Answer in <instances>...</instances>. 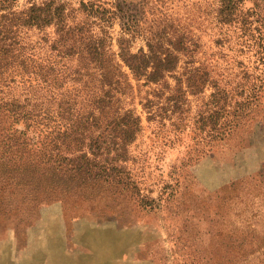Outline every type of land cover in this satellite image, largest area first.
Masks as SVG:
<instances>
[{
  "label": "rangeland",
  "instance_id": "1",
  "mask_svg": "<svg viewBox=\"0 0 264 264\" xmlns=\"http://www.w3.org/2000/svg\"><path fill=\"white\" fill-rule=\"evenodd\" d=\"M216 5L156 3L155 16L177 18L199 46L162 88L134 95L142 128L117 167L139 194L35 157L0 160V264H264V0L238 1L226 23Z\"/></svg>",
  "mask_w": 264,
  "mask_h": 264
},
{
  "label": "trees",
  "instance_id": "2",
  "mask_svg": "<svg viewBox=\"0 0 264 264\" xmlns=\"http://www.w3.org/2000/svg\"><path fill=\"white\" fill-rule=\"evenodd\" d=\"M158 1L0 0V160L35 157L80 181L121 182L139 194L130 170L117 167L142 128L134 95L151 83L162 88L199 46L177 18L155 16ZM216 1L215 18L226 23L240 0ZM137 37L145 43L134 50ZM199 68L188 70L189 85Z\"/></svg>",
  "mask_w": 264,
  "mask_h": 264
}]
</instances>
